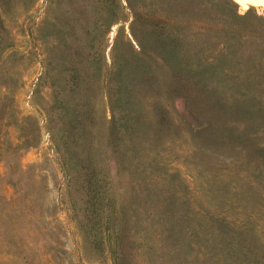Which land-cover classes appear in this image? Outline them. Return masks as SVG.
Segmentation results:
<instances>
[{
	"label": "rangeland",
	"instance_id": "obj_1",
	"mask_svg": "<svg viewBox=\"0 0 264 264\" xmlns=\"http://www.w3.org/2000/svg\"><path fill=\"white\" fill-rule=\"evenodd\" d=\"M164 1L0 0V264H238L216 245L230 237L264 264V92L220 93L222 108L248 110L227 119L210 109L218 85H192L210 66L242 67L216 7L264 21V4L188 0L197 15ZM236 36L260 84L264 26ZM63 138L97 163L108 223L88 213Z\"/></svg>",
	"mask_w": 264,
	"mask_h": 264
},
{
	"label": "trees",
	"instance_id": "obj_2",
	"mask_svg": "<svg viewBox=\"0 0 264 264\" xmlns=\"http://www.w3.org/2000/svg\"><path fill=\"white\" fill-rule=\"evenodd\" d=\"M143 2V0H140ZM161 1V0H160ZM176 1V0H172ZM184 2L182 3L184 6V10L191 8L193 9L192 12L196 13L199 15L200 11L207 12V10L202 9L203 1L199 0L201 4L200 7H195V6H190L188 4V0H183ZM153 0H150L149 5H151ZM162 7L167 8L168 5L170 4L169 1H164L163 3H160ZM183 10V11H184ZM171 11V10H170ZM215 14H210V18H218L221 23L225 24L226 30L223 31L221 34L218 35V39L222 41V47L224 50L229 51L231 53H234L239 56V65L242 67H238L235 69L234 72H239V71H244V75L242 78L235 80V76L231 75H225L221 76L219 74H223V70H220L219 68L210 66L209 70L211 72V75L213 77L215 76L216 78H211V80H205V73L202 76H199L200 79L196 77L195 80L192 81V85L197 88L202 94L203 91L206 89L207 81L218 85L219 88L214 87L216 89L217 96L212 99L211 102V112L213 115H216L217 117L222 116L223 118L227 119H236L237 117L240 116H245L247 115L248 110L244 108H238V107H227L226 109L222 108V103L221 99L218 98V95L220 93H227L228 92H236L239 94H242V92H264V79L262 82L252 80L250 76L248 75L251 71H253V68L257 67L252 63L249 62H242L241 57L244 56L243 51L241 52L240 46H241V41L240 37L241 36H236V31L238 30H247L249 29V26L251 24V21H257V23L260 26H264V21L257 19L253 15H249L248 13L240 16L236 13H233V11L226 7V4H219L216 7ZM188 12V11H184ZM190 13V12H189ZM231 28L235 31H231ZM253 50L247 49L246 55H249ZM256 61L257 65H260L264 61V55L262 54L259 56V52L256 55V58H254ZM206 69V68H205ZM233 69V68H232ZM234 70V69H233ZM255 71V69H254ZM207 75V74H206ZM209 75V74H208ZM202 77V78H201ZM241 92V93H240ZM71 118V117H70ZM68 119V128L72 129L71 127V119ZM75 118V116H74ZM65 137V136H64ZM67 138V136H66ZM63 142L60 144L63 147L64 152L66 151L67 153V158L70 160H67L65 164L66 170L70 166V164H73L74 166H77L79 169L83 171V174L85 176L84 178V192H85V197L84 202L87 204L88 207V213H90V216L93 218V222L97 221L99 226L101 223H108L110 219V213H105L104 206L106 205V195H105V190H104V185H103V180L99 179L96 177V171L98 170L97 163L95 164L92 158L90 156L88 147L85 146L83 142H80L79 147H73V150H70L69 143L70 142L68 139L65 140V138L62 139ZM75 144L77 145V142L75 141ZM73 146V145H72ZM83 150L85 152H83ZM262 156L264 157V149H261ZM71 155L73 156L71 158ZM117 222L116 227H117V238H118V252H121V249L124 248V242L126 239V217L122 215V212H119V215L116 216ZM233 238V239H232ZM230 237L229 242H216V245L224 246L225 250H222L225 255L223 256L225 260L227 261H232V262H243V264H248L247 261H250L252 258H257L259 254L256 251V247L253 246L255 245L253 242L250 243L247 239L244 237L242 239H239L237 237ZM177 244V243H175ZM219 247V246H218ZM119 261V259H118ZM117 262L113 261V264H116Z\"/></svg>",
	"mask_w": 264,
	"mask_h": 264
},
{
	"label": "water",
	"instance_id": "obj_3",
	"mask_svg": "<svg viewBox=\"0 0 264 264\" xmlns=\"http://www.w3.org/2000/svg\"><path fill=\"white\" fill-rule=\"evenodd\" d=\"M236 4L242 7H249V6H256V5H263L264 1L262 0H232Z\"/></svg>",
	"mask_w": 264,
	"mask_h": 264
},
{
	"label": "bare ground",
	"instance_id": "obj_4",
	"mask_svg": "<svg viewBox=\"0 0 264 264\" xmlns=\"http://www.w3.org/2000/svg\"><path fill=\"white\" fill-rule=\"evenodd\" d=\"M241 7V6H240Z\"/></svg>",
	"mask_w": 264,
	"mask_h": 264
}]
</instances>
